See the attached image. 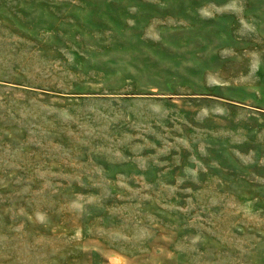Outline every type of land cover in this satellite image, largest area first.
<instances>
[{
  "label": "rangeland",
  "instance_id": "obj_1",
  "mask_svg": "<svg viewBox=\"0 0 264 264\" xmlns=\"http://www.w3.org/2000/svg\"><path fill=\"white\" fill-rule=\"evenodd\" d=\"M0 264H264V0H0Z\"/></svg>",
  "mask_w": 264,
  "mask_h": 264
}]
</instances>
